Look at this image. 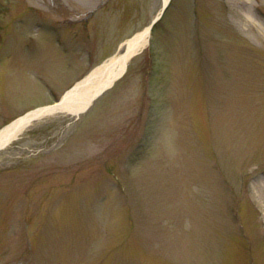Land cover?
<instances>
[{
	"label": "rangeland",
	"instance_id": "1",
	"mask_svg": "<svg viewBox=\"0 0 264 264\" xmlns=\"http://www.w3.org/2000/svg\"><path fill=\"white\" fill-rule=\"evenodd\" d=\"M162 7L0 0V131L123 54ZM160 22L86 112L0 150V264H264V0H173Z\"/></svg>",
	"mask_w": 264,
	"mask_h": 264
},
{
	"label": "water",
	"instance_id": "2",
	"mask_svg": "<svg viewBox=\"0 0 264 264\" xmlns=\"http://www.w3.org/2000/svg\"><path fill=\"white\" fill-rule=\"evenodd\" d=\"M169 3H170V0L166 4H164L162 12L160 13V15L150 25L149 32L152 31L153 26L162 17V14L165 12L166 8L169 6ZM108 63H109V60L107 62L103 63L98 68H96L94 71H92L91 74H89L85 79H83L82 81H80L76 85H74L69 91L66 92V94L61 98V100L58 103H55V104L49 105V106H45V107L37 108L35 110H32V111L26 113L24 116H22L23 118L27 119V124L25 125V128L28 127L29 125H31L34 121H37V120H39L41 118H44L46 116L54 115V114H57V113H60V112L73 113L74 112L73 110H76L77 112H75L73 114L79 116L80 113H83V112L87 111L88 108L93 104V102L104 91H106L108 88L112 87L114 85V82L123 75V73L125 72L126 66H127L126 65L124 71L119 76L114 78L109 84H104V85L101 84V86H97L93 90H91L90 93L86 96V98L88 97L87 100H86V103H84V104L73 103V98L77 95V93L82 88H84L85 86L90 84V82L96 77V75L99 73V71H101L103 68H105L108 65ZM22 117H20V118H22ZM19 119H17V120H19ZM16 121H14V122H16ZM12 140L6 142L4 144V146H2L0 149H3L6 146H8V144Z\"/></svg>",
	"mask_w": 264,
	"mask_h": 264
},
{
	"label": "bare ground",
	"instance_id": "3",
	"mask_svg": "<svg viewBox=\"0 0 264 264\" xmlns=\"http://www.w3.org/2000/svg\"><path fill=\"white\" fill-rule=\"evenodd\" d=\"M168 1L169 0H163L164 3H167ZM149 37H150L149 27H147L145 30H143L142 32H140L139 34L134 36L132 39L127 41L125 52L121 55L114 57V59H112L110 61V63L111 62L118 63L117 68L113 72L110 73V75L108 76V78L106 80H104L102 83L98 84L97 86H101V84H103V85L109 84L114 78L119 76L124 71V68L126 66L128 59L133 54H136L137 52H140L141 50H143L145 48V46L148 43ZM93 80L95 81L96 77ZM85 88H87V87L85 86ZM89 93H90V91H89ZM86 96L87 95H85L81 99V102H80L81 104L86 103V100L88 98V97L86 98ZM73 111H74L73 113L77 112L76 110H73ZM73 113H70V114L72 115ZM26 124H27V119L22 117L19 120H17L16 122H14L12 125H9L6 128L2 129L0 131V148L2 146H4V144L6 142L15 138L25 128Z\"/></svg>",
	"mask_w": 264,
	"mask_h": 264
},
{
	"label": "trees",
	"instance_id": "4",
	"mask_svg": "<svg viewBox=\"0 0 264 264\" xmlns=\"http://www.w3.org/2000/svg\"><path fill=\"white\" fill-rule=\"evenodd\" d=\"M172 2H173V1H172ZM171 4H172V3H171ZM170 6H171V5H170ZM170 6H169V7H170ZM166 12H167V10H166ZM166 12H165V13H166ZM164 16H165V14H164ZM164 16H163V18H164ZM163 18H162V19H163ZM162 19H161V20H162ZM161 20H160V21H161ZM159 25H161V22H158V23L155 25L154 30L157 29V28L159 27Z\"/></svg>",
	"mask_w": 264,
	"mask_h": 264
}]
</instances>
